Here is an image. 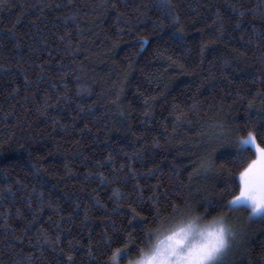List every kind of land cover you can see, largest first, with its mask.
<instances>
[{"label": "trees", "instance_id": "16d2710c", "mask_svg": "<svg viewBox=\"0 0 264 264\" xmlns=\"http://www.w3.org/2000/svg\"><path fill=\"white\" fill-rule=\"evenodd\" d=\"M166 2L0 0V264H110L176 203L233 213L227 141L264 125V0ZM245 238L232 264H264V216Z\"/></svg>", "mask_w": 264, "mask_h": 264}, {"label": "clouds", "instance_id": "9594fccd", "mask_svg": "<svg viewBox=\"0 0 264 264\" xmlns=\"http://www.w3.org/2000/svg\"><path fill=\"white\" fill-rule=\"evenodd\" d=\"M229 228L235 226L223 211L208 215L188 204L176 203L171 211L157 213L133 254L115 249L108 259L110 264H165L162 257H168L171 264H185L187 257L183 254L194 248L203 255L202 264H214L218 236L222 231L226 234ZM178 238L183 242H178Z\"/></svg>", "mask_w": 264, "mask_h": 264}, {"label": "snow or ice", "instance_id": "6c2138e0", "mask_svg": "<svg viewBox=\"0 0 264 264\" xmlns=\"http://www.w3.org/2000/svg\"><path fill=\"white\" fill-rule=\"evenodd\" d=\"M161 7H167L166 0H162ZM169 22L175 26L179 24L180 17L169 13ZM162 27L161 25H159ZM172 39H183V29L175 28L169 33ZM148 40V37H140L139 42L143 46L144 42ZM203 50V49H202ZM251 103V102H250ZM264 119V117H262ZM210 127L213 129V134L219 137H225L231 134V129H225L224 125L220 121L213 122ZM264 130V125L257 128L254 124L246 125L243 129L244 134L236 133L231 140H228V146L235 150V154L230 156V159L244 164L242 168L236 173L238 176V191L235 195H232L231 190L227 191V199H224L222 207L226 209H232L237 205H247L251 210L249 211V217L254 215L264 216V136H258V133ZM252 151L255 154L254 159L247 160L246 153ZM247 160L246 163H244ZM219 166L211 158L201 159L198 163L197 169L193 170L194 174L207 173L218 169ZM234 178V177H233ZM227 188L228 186L225 185ZM224 196L225 193H221ZM154 206H155V202ZM227 215V212H225ZM179 231V229L177 230ZM228 237L227 239L225 237ZM106 242L111 241L110 236H106ZM217 254L214 258V264H230L229 253L238 241V233L235 229L229 228L225 234L223 231L218 236ZM178 242L182 243L183 240L178 238ZM117 248L116 251H119ZM187 257L185 264H202L204 259L201 252L197 249L190 248L187 253H184ZM165 264H171L168 261V257H162ZM72 254H68V261L66 264H72Z\"/></svg>", "mask_w": 264, "mask_h": 264}, {"label": "rangeland", "instance_id": "374dc122", "mask_svg": "<svg viewBox=\"0 0 264 264\" xmlns=\"http://www.w3.org/2000/svg\"><path fill=\"white\" fill-rule=\"evenodd\" d=\"M231 210L233 211V213L228 215L227 218L235 226V229L238 233L239 242L235 244L233 248L230 250L229 253L230 264H232L233 261L236 260L237 256L242 250L244 240L246 239L245 236L247 233V227L249 223H251L253 220H256L261 216V215H254L252 217H249L248 213L250 209L247 205H243V204L234 206Z\"/></svg>", "mask_w": 264, "mask_h": 264}]
</instances>
